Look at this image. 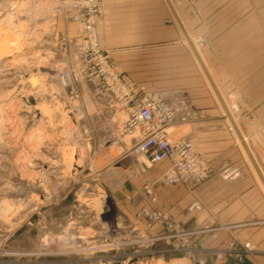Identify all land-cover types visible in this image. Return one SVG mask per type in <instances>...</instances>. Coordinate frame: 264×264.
Segmentation results:
<instances>
[{"label": "rangeland", "instance_id": "rangeland-1", "mask_svg": "<svg viewBox=\"0 0 264 264\" xmlns=\"http://www.w3.org/2000/svg\"><path fill=\"white\" fill-rule=\"evenodd\" d=\"M73 1L0 0V264H155L179 257L195 264L199 250L182 223L168 217L173 231L141 233L123 214L121 191L107 182L108 169L147 162L131 152L135 141L124 133L126 108L98 76L104 61L121 78L98 41L105 6L117 14L114 24L134 34L130 40L188 54L191 69L224 111L164 0H99L90 41L86 27L73 20L75 13L84 14ZM171 3L263 172L256 133L264 135L261 0ZM79 28L76 42L72 33ZM124 84L125 94L140 100L160 96ZM254 139L257 146L251 147ZM181 230L188 234L181 236Z\"/></svg>", "mask_w": 264, "mask_h": 264}, {"label": "crops", "instance_id": "crops-1", "mask_svg": "<svg viewBox=\"0 0 264 264\" xmlns=\"http://www.w3.org/2000/svg\"><path fill=\"white\" fill-rule=\"evenodd\" d=\"M261 4L264 6V0ZM111 10L105 6L98 32L109 61L137 92L157 93L175 109V122L167 129L169 140H190L195 152L212 166L204 181L174 185L162 182L161 172L167 164L153 165L146 157L144 164L129 161L125 168L108 169L107 182L116 192L121 191L118 198L125 218L141 233L161 235L167 234L164 217L182 223L192 233L190 244L199 250L196 260L206 264H264V189L259 188L237 148L215 99L191 69L188 54L179 56V50L170 46H141L130 40L134 34L113 23L117 14ZM80 31L72 33L76 42ZM256 133L261 144L258 151L264 157V135ZM250 145L257 146L256 139ZM159 261L188 263L186 257L154 262Z\"/></svg>", "mask_w": 264, "mask_h": 264}, {"label": "built area", "instance_id": "built-area-1", "mask_svg": "<svg viewBox=\"0 0 264 264\" xmlns=\"http://www.w3.org/2000/svg\"><path fill=\"white\" fill-rule=\"evenodd\" d=\"M73 4L84 10V14L75 13L73 20L86 27L89 41L94 40V16L99 0H74ZM98 66V76L111 86L112 92L116 91L115 100L126 108L128 120L124 125V133L131 135L135 141L131 152L144 155L151 164L166 163L162 174L166 185L200 183L207 179L211 174L210 167L204 158L195 153L192 142L186 139L171 142L168 138L167 129L175 122V109L157 95L146 96L140 100L130 92L125 94L128 88L115 70L104 61H100ZM164 225L166 229L173 231L174 225L168 217H164ZM178 234L185 236L188 233L181 230ZM98 264H126V261L103 259ZM195 264L206 263L196 260Z\"/></svg>", "mask_w": 264, "mask_h": 264}, {"label": "water", "instance_id": "water-1", "mask_svg": "<svg viewBox=\"0 0 264 264\" xmlns=\"http://www.w3.org/2000/svg\"><path fill=\"white\" fill-rule=\"evenodd\" d=\"M167 6L169 7L174 19L176 20L183 36L185 37V39L189 42V46L191 48V51L193 52V54L195 55L196 59H197V62L199 63V65L201 66V69L203 70V73L204 75L206 76L207 80L209 81L223 111H224V116L223 118L225 120H229V123H230V126L231 128L233 129V131L235 132V135L237 136L239 142L241 143L245 153L247 154V157L249 158L257 176L259 177L263 187H264V174L263 172L261 171V168L259 166V164L257 163L253 153L251 152V149L249 148L247 142L245 141L244 137H243V134L241 133L239 127L237 126V124L235 123L233 117L231 116L228 108H227V105L225 104V101L223 100V97L221 96L215 82L213 81L211 75L209 74L207 68L205 67L202 59L200 58L195 46L193 45V43L191 42V39L190 37L188 36L183 24L181 23V20L179 18V16L177 15L172 3L170 0H165Z\"/></svg>", "mask_w": 264, "mask_h": 264}, {"label": "bare ground", "instance_id": "bare-ground-1", "mask_svg": "<svg viewBox=\"0 0 264 264\" xmlns=\"http://www.w3.org/2000/svg\"><path fill=\"white\" fill-rule=\"evenodd\" d=\"M66 238H67V237H66ZM59 239H60V238H59ZM72 239H73V238H72ZM72 239H71V240H72ZM60 240H61V239H60ZM73 240H74V239H73ZM63 242H64V241H63ZM72 243L74 244V242H71V244H72ZM73 244H72V245H73Z\"/></svg>", "mask_w": 264, "mask_h": 264}]
</instances>
